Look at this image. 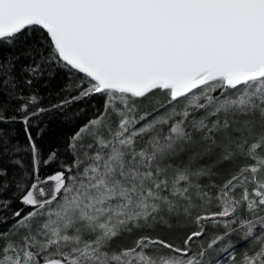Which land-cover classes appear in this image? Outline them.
<instances>
[{
    "label": "snow or ice",
    "instance_id": "obj_1",
    "mask_svg": "<svg viewBox=\"0 0 264 264\" xmlns=\"http://www.w3.org/2000/svg\"><path fill=\"white\" fill-rule=\"evenodd\" d=\"M0 264H264V0H0Z\"/></svg>",
    "mask_w": 264,
    "mask_h": 264
},
{
    "label": "trees",
    "instance_id": "obj_2",
    "mask_svg": "<svg viewBox=\"0 0 264 264\" xmlns=\"http://www.w3.org/2000/svg\"><path fill=\"white\" fill-rule=\"evenodd\" d=\"M61 134L62 131L56 123L50 124L47 130L46 138L43 142L44 146L48 147L50 144L55 143L57 141V138L61 136Z\"/></svg>",
    "mask_w": 264,
    "mask_h": 264
}]
</instances>
